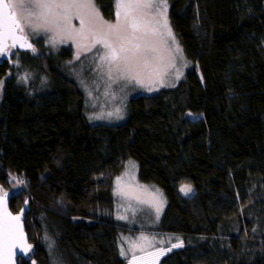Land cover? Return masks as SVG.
Masks as SVG:
<instances>
[{
	"label": "trees",
	"instance_id": "obj_1",
	"mask_svg": "<svg viewBox=\"0 0 264 264\" xmlns=\"http://www.w3.org/2000/svg\"><path fill=\"white\" fill-rule=\"evenodd\" d=\"M94 1L114 19L115 0ZM168 1L192 70L173 88L132 98L123 124L88 121L83 93L62 70L71 50L22 54L50 79L39 94L0 61V186L21 180L10 207L28 203L34 248L21 264H128L113 181L129 159L166 196L160 230L185 242L158 264H264V0Z\"/></svg>",
	"mask_w": 264,
	"mask_h": 264
},
{
	"label": "rangeland",
	"instance_id": "obj_2",
	"mask_svg": "<svg viewBox=\"0 0 264 264\" xmlns=\"http://www.w3.org/2000/svg\"><path fill=\"white\" fill-rule=\"evenodd\" d=\"M18 2H26V0H18ZM167 3V16L171 27L168 0ZM95 5L99 10L96 3ZM116 5L117 0H115L117 12ZM100 15L105 21L116 22V15L113 20L105 19L101 12ZM72 25L74 28H79L80 21L73 19ZM171 29L176 43H173L172 39L165 33V43L159 53L161 58L153 61V65L158 68L159 74L153 75L151 78L145 75L143 84H139L135 80L116 79L115 77L109 79L106 68L99 67V60L95 56L97 49H93L92 52L82 53L80 58L77 59V47L71 40L60 41L57 38V42L51 43L50 39L54 35L53 33L41 32L33 34L27 29L26 35L28 40L34 45L35 52H32L34 56H39L42 52H46L51 56H58L64 49L71 50L72 57L62 63V70L69 78L77 82L79 89L83 93L85 113L88 121L91 124L120 125L125 123L128 118L127 107L132 98L143 95L150 96L159 93L163 89L173 88L183 81L189 70H192L193 63L186 57L184 48H182L173 27ZM9 50L11 51L12 48ZM100 51H103V49H100ZM23 53L17 51L11 60L8 61L12 67L10 75L14 74L17 76L18 81L26 88L28 87L31 93L39 94L44 92L49 88V77L23 65ZM0 61H3L2 56H0ZM147 71L152 72L153 69L149 68ZM0 82H2V86H0L1 99L4 80ZM21 183L20 179L10 176L8 187L0 186V198L4 197V193H9L13 197L21 194L24 190V186ZM191 188L192 192L187 195L183 193L184 196L189 197L194 194L195 189L192 186ZM113 197L115 203L114 217L117 221L122 222L123 225L119 237L120 250L124 249L126 255H122V257L128 260V264L130 261L132 264H158L163 256L173 250L180 249V247H173L171 251H165L163 254L157 252V248L167 250L171 245L181 242L183 246L185 245L181 236L173 233H164L160 230V221L167 207L166 196L157 185L140 181L139 166L135 160L129 159L122 173L114 178ZM24 206L27 209L28 203L17 205L15 208L16 212ZM157 209H159V212ZM120 217L124 218L121 219ZM43 239L47 243L53 261H55L57 256L54 255L56 247L54 237L46 230L42 237ZM133 242L143 245V251L139 247L134 249L135 255L143 257V259L132 260V251H129V249ZM152 245L155 246L153 247ZM33 250L34 248L32 247L31 254ZM153 253L155 254L153 255ZM60 264L64 263L60 262Z\"/></svg>",
	"mask_w": 264,
	"mask_h": 264
},
{
	"label": "snow or ice",
	"instance_id": "obj_3",
	"mask_svg": "<svg viewBox=\"0 0 264 264\" xmlns=\"http://www.w3.org/2000/svg\"><path fill=\"white\" fill-rule=\"evenodd\" d=\"M116 6V22L110 23L101 17L94 0H0V56L8 55L9 49L17 46L35 52L28 42L26 29L33 34L53 33L51 43L59 38L76 44L77 59L82 53L97 49L95 56L99 67L106 68L109 79L115 77L143 84L145 75L151 78L159 74L153 61L161 58L159 53L165 43V33L176 43L168 21L167 0H117ZM73 19L80 21L79 28L73 27ZM149 68L153 71L148 72ZM180 191L187 195L192 188L182 186ZM19 221L20 216L0 220V257L5 259V264L14 248H20L21 252L31 248L23 242ZM182 246L181 242L167 250L157 248L156 251L163 254ZM137 247L144 250L143 245L133 242L129 249L132 260L143 259L135 255ZM121 255H126L124 249H121Z\"/></svg>",
	"mask_w": 264,
	"mask_h": 264
},
{
	"label": "water",
	"instance_id": "obj_4",
	"mask_svg": "<svg viewBox=\"0 0 264 264\" xmlns=\"http://www.w3.org/2000/svg\"><path fill=\"white\" fill-rule=\"evenodd\" d=\"M28 42H30L28 40ZM8 43H11V40L8 41ZM31 43V42H30ZM32 44V43H31ZM33 45V44H32ZM34 47V45H33ZM20 51V52H25V51H30L33 52L26 47L21 48L19 46L12 48V50H9V54L6 56H2V59L4 61H9L15 54V52ZM34 53V52H33ZM10 199L11 195L8 193L7 196L1 197L0 198V220H11V217L14 216H20V221L19 224L21 226V231H22V239L23 242L27 245H31V248L27 250L26 252H21L20 248H14L13 249V255L7 260V264H21V260L27 259L31 253L32 250V243L30 241L29 234L26 231V225H25V219H26V207L24 206L19 212H13L10 207ZM11 214V216H9ZM12 223H16L15 221H12ZM19 235V233H18ZM0 264H5V259L3 257H0Z\"/></svg>",
	"mask_w": 264,
	"mask_h": 264
}]
</instances>
